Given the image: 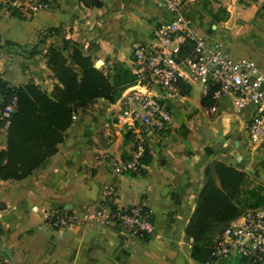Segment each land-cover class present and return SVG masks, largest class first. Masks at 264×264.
<instances>
[{
    "label": "crops",
    "instance_id": "crops-1",
    "mask_svg": "<svg viewBox=\"0 0 264 264\" xmlns=\"http://www.w3.org/2000/svg\"><path fill=\"white\" fill-rule=\"evenodd\" d=\"M261 3L264 0H187L185 13L196 35L211 46L219 44L234 58L240 59L229 48L233 41L251 38L258 43L249 58L264 70V16H256ZM218 7L227 10L228 19L212 15ZM170 17L166 0H101L98 7H86L82 0H50L49 7L32 16L0 8V76L16 86L35 84L50 92L58 81L48 68L46 53L61 40L76 44L101 67L113 60L130 67L134 44L149 41L153 28ZM222 25L228 27L225 45ZM38 39L39 52L30 57L6 44L28 51ZM179 90L177 97H164L172 115L170 126L146 135L151 152L138 173L114 171L116 160L128 157L132 148L128 144L127 152H120L124 137L114 123L119 104L103 97L73 113L54 152L23 153L33 164L25 170L18 164L17 171L28 173L0 178V243L12 251L15 264H199L191 255L185 229L205 168L221 161L244 172L237 198L248 204L254 189L264 183V141L249 142L251 105L236 112L229 99L217 104L203 101L200 85H182ZM6 140L3 125L0 151ZM109 185H115L123 205L143 202L152 215L153 236L134 237L117 227L79 223L58 233L46 223L52 209L80 218L84 206L96 205ZM237 260L221 264H242ZM0 264H10L3 252Z\"/></svg>",
    "mask_w": 264,
    "mask_h": 264
},
{
    "label": "built area",
    "instance_id": "built-area-1",
    "mask_svg": "<svg viewBox=\"0 0 264 264\" xmlns=\"http://www.w3.org/2000/svg\"><path fill=\"white\" fill-rule=\"evenodd\" d=\"M187 0H166L171 17L157 24L147 42L132 47L130 72L134 84L118 98L114 123L120 133L130 134L133 147L126 158L116 160V174L138 173L143 167L145 138L169 128L172 115L164 97L179 96L182 85L201 86L202 98L212 104L229 99L236 112L252 106L248 124L249 142L264 141V70L251 59H237L219 44L211 46L196 35L192 19L185 13ZM261 1V0H249ZM50 0H0V8L18 15L32 16L49 7ZM16 98L0 110L4 126ZM46 223L58 233L74 223L117 227L128 235L147 238L155 234L151 212L143 202L123 205L115 185L102 190L96 205H86L80 218L63 209L46 213ZM242 259L264 264V191L261 201L231 219L215 237L210 253L199 264H221Z\"/></svg>",
    "mask_w": 264,
    "mask_h": 264
},
{
    "label": "trees",
    "instance_id": "trees-1",
    "mask_svg": "<svg viewBox=\"0 0 264 264\" xmlns=\"http://www.w3.org/2000/svg\"><path fill=\"white\" fill-rule=\"evenodd\" d=\"M82 3L86 7H98L101 0H82ZM12 14L16 15L15 12ZM39 42L40 39L28 51L16 43L6 44L30 57L39 52ZM72 44L75 47L68 58L63 54L66 47H52L46 53L48 68L58 81L50 92L35 84L16 86L0 76V110L11 103L12 97L16 98L15 106L6 118L7 140L5 149L0 151V178L25 176L28 172H18L20 167L17 165L22 164L21 169L25 170L33 161L26 160L24 152H54L55 144L61 139V131L70 125L77 109L98 97L115 102L124 89L134 84L130 69L120 61H115L110 67L113 76L109 79L102 68L95 66L90 56ZM3 125L4 120L0 118V126ZM125 136L131 138L130 134ZM145 148L147 151V144ZM147 154L145 152L143 159ZM244 175V172L221 161H213L205 168V180L185 229L191 240V255L198 262L208 258L214 237L231 219L261 201L264 183L254 189L253 201L239 203L237 197Z\"/></svg>",
    "mask_w": 264,
    "mask_h": 264
},
{
    "label": "rangeland",
    "instance_id": "rangeland-1",
    "mask_svg": "<svg viewBox=\"0 0 264 264\" xmlns=\"http://www.w3.org/2000/svg\"><path fill=\"white\" fill-rule=\"evenodd\" d=\"M235 2H238V3H247V2H250L249 0H235ZM253 2V1H251ZM255 3V1H254ZM203 5L204 7H206V1L203 2ZM206 9V8H205ZM212 15L214 17H216V19L220 18V19H223V20H226L228 19V12L226 9L222 8V7H218L216 13H212ZM26 16V15H24ZM256 16L257 17H261V16H264V3H261L257 9V12H256ZM227 26L226 25H222V27H219V30L223 33V37L221 39L222 43L225 45V40L223 39L225 35H227ZM237 41L236 44H234V42ZM233 41V43L230 44L229 48L232 49L233 52L237 53L238 57L240 59H250L249 57L254 53L256 52L257 48L259 47L258 46V43H254L253 40L251 38L249 39H241V40H235ZM60 43L58 44H54L50 46V48L52 47H59V48H67L66 50L63 51V54L68 58V54L71 52L72 48H74L75 46L70 43L68 40H61L59 41ZM223 49V48H222ZM132 56V55H131ZM115 61H118V60H113L111 61V63L109 64L110 66L109 67H104L102 66L101 67V64L97 67V68H102L103 69V72L104 74L109 78V79H112V76H113V72L111 71V68L113 66V63ZM95 64H97L98 61H93ZM124 64V66H126L127 68H130L128 67V65H126V63L124 62H121ZM118 100V99H117ZM116 100V101H117ZM123 137H124V141L122 142V144L120 145V152H127L125 147L129 144V147L132 148L133 147V141L132 139L129 137L127 138L125 136V133H123ZM128 147V146H127ZM132 151V150H131ZM222 231V230H221ZM220 231V232H221ZM219 232V233H220ZM219 233H217L216 235H218ZM216 237V236H215ZM214 237V238H215ZM238 261V260H237ZM240 261V260H239ZM242 264H249L248 262H243L241 261Z\"/></svg>",
    "mask_w": 264,
    "mask_h": 264
},
{
    "label": "water",
    "instance_id": "water-1",
    "mask_svg": "<svg viewBox=\"0 0 264 264\" xmlns=\"http://www.w3.org/2000/svg\"><path fill=\"white\" fill-rule=\"evenodd\" d=\"M95 66L98 67L99 63L96 64ZM0 252H3L4 254H6V256L9 259L10 264H15L12 251L9 248H7L6 246H4L2 243H0Z\"/></svg>",
    "mask_w": 264,
    "mask_h": 264
}]
</instances>
